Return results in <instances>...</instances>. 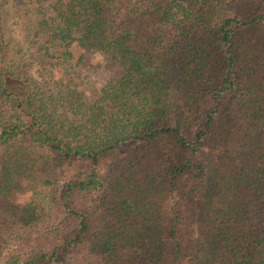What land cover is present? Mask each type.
I'll return each mask as SVG.
<instances>
[{
	"label": "trees",
	"instance_id": "obj_1",
	"mask_svg": "<svg viewBox=\"0 0 264 264\" xmlns=\"http://www.w3.org/2000/svg\"><path fill=\"white\" fill-rule=\"evenodd\" d=\"M4 252L264 264V0H0Z\"/></svg>",
	"mask_w": 264,
	"mask_h": 264
},
{
	"label": "rangeland",
	"instance_id": "obj_2",
	"mask_svg": "<svg viewBox=\"0 0 264 264\" xmlns=\"http://www.w3.org/2000/svg\"><path fill=\"white\" fill-rule=\"evenodd\" d=\"M11 8L8 6L6 11ZM91 66H89L85 71H83L85 76L86 85L100 84L109 75V71L103 66L102 58L99 54H90ZM30 192L22 193L18 196L19 200H26L30 197ZM5 251H8L7 249ZM5 252L0 255V262L4 259Z\"/></svg>",
	"mask_w": 264,
	"mask_h": 264
}]
</instances>
